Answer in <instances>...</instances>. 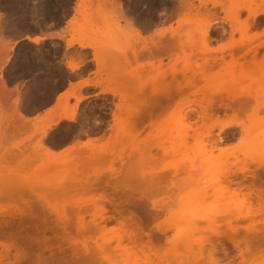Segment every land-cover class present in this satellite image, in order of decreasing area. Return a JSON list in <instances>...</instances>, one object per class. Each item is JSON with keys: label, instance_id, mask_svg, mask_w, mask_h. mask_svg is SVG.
I'll list each match as a JSON object with an SVG mask.
<instances>
[{"label": "rangeland", "instance_id": "1", "mask_svg": "<svg viewBox=\"0 0 264 264\" xmlns=\"http://www.w3.org/2000/svg\"><path fill=\"white\" fill-rule=\"evenodd\" d=\"M1 20L0 264H264V0H0ZM50 27L68 40H26ZM64 41L89 90L54 103Z\"/></svg>", "mask_w": 264, "mask_h": 264}, {"label": "bare ground", "instance_id": "2", "mask_svg": "<svg viewBox=\"0 0 264 264\" xmlns=\"http://www.w3.org/2000/svg\"><path fill=\"white\" fill-rule=\"evenodd\" d=\"M136 8V7H135ZM74 14H80L81 13V8H80V3L76 2L74 4ZM257 14L256 13H252L250 14L249 13V17L252 16L251 18L249 19H252L253 17H255ZM71 20L72 19H69L68 22H67V25H71ZM73 22V21H72ZM215 25V24H214ZM77 31V34H81V31H84V28H80L78 27L76 29ZM207 32L208 30H205L204 31V36H207ZM51 35V36H50ZM49 36L46 35H41V36H34V37H27L26 40L29 41L30 43L34 44V45H40L42 43V41L44 39H54L56 38L54 36V34H50ZM58 38V37H57ZM173 39V38H172ZM46 41V40H45ZM78 41V45L81 46V47H85V48H91L92 50H94L98 55H102L104 53V49L109 45V39L108 37L105 35V34H101L99 36H97V39L91 41V42H87V41H84V43H82L80 40H77ZM167 42V38L164 36L163 32H160L158 34H156V39H155V43L149 47V51H150V54L154 55L155 57L157 58H162L165 54V51H166V47H165V44ZM69 45V43L67 44ZM241 47H244V46H241ZM247 47V46H246ZM257 47V46H256ZM254 49V48H252ZM252 49L250 50V52L252 51ZM255 51V50H254ZM249 52V51H247ZM248 54V53H247ZM245 54V55H247ZM244 55V56H245ZM249 55V54H248ZM243 56V57H244ZM68 68L70 70H74L77 68V66H72L70 64H68ZM80 85H87L88 83L87 82H81L79 83ZM60 97V96H59ZM80 99V98H79ZM60 100V98H59ZM58 100V101H59ZM82 100V98H81ZM183 117V116H182ZM63 119L65 120H72L70 117L68 116H64ZM228 176V175H227ZM243 177H245L244 175H242ZM241 176V177H242ZM248 177V176H247ZM228 178V177H227ZM226 178V179H227ZM246 178V177H245ZM229 183L231 182L230 181V177H229ZM36 193V192H35ZM38 193V192H37ZM36 193V194H37ZM35 194V195H36ZM39 195V194H38ZM228 211V210H227ZM231 213V212H230ZM229 213V214H230ZM207 214V213H206ZM240 214L239 211L238 213H236V215ZM231 215V214H230ZM240 216V215H238ZM238 216H236V219L238 218ZM243 220V219H242ZM203 223V222H201ZM239 224V223H238ZM251 226V225H250ZM186 228V227H185Z\"/></svg>", "mask_w": 264, "mask_h": 264}, {"label": "crops", "instance_id": "3", "mask_svg": "<svg viewBox=\"0 0 264 264\" xmlns=\"http://www.w3.org/2000/svg\"><path fill=\"white\" fill-rule=\"evenodd\" d=\"M2 20L0 21V24H2ZM64 30L63 29L62 30H57L56 28H51L50 27L47 30H45V32H41L40 34H35V36H41V35H46V34H47V36H49L50 34H54V36H55L57 34L55 36L56 38H54V39H51V38L50 39H44L41 44L48 43V42H51V43L57 42V41H59L57 36L58 35L61 36L62 34L64 36H66L67 37L66 40H68L69 34L67 33V31H64ZM23 39H25V37L24 38H20L19 40H16V41H20V40H23ZM64 47H65V51H67V53H66V57H65V59L63 61V69L69 75V79H68V83H67L66 87L64 88V90H62V92L57 94L58 96L55 98L54 103H56V101L58 100L59 96L67 95L72 90V86H77L79 89L82 90L83 94L87 90H89V85H80L79 84V83L85 81L86 79L90 78L88 76V73H89L88 68L81 67V68H78L76 70H70L68 68V63L71 62L70 61L71 60V53H70V50H69L68 46L66 45L65 41H64ZM5 66L6 65H1L0 66V85H1V83L3 81V79H4V72L6 70ZM0 95H7V93H4L2 91V89L0 88Z\"/></svg>", "mask_w": 264, "mask_h": 264}]
</instances>
